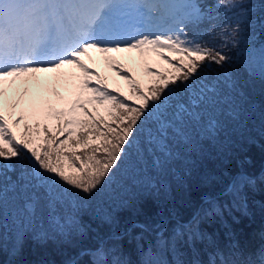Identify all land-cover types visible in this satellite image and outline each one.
<instances>
[{
	"label": "trees",
	"instance_id": "trees-1",
	"mask_svg": "<svg viewBox=\"0 0 264 264\" xmlns=\"http://www.w3.org/2000/svg\"><path fill=\"white\" fill-rule=\"evenodd\" d=\"M241 1L237 7L228 9L212 6L213 0H198L201 8L208 7V14L214 9L219 14L214 21L188 22V36L222 48L229 57L227 63L232 66L226 69L209 64L202 71L209 73L210 78L198 75L191 82L192 86L189 83L177 87L164 97L165 102L159 109L165 115L171 110H179L178 118L182 117V123L177 121L178 118H169L168 126L164 124L163 137L160 135L163 127H156L165 118L159 112L149 115L147 119L152 121L147 123L153 127L155 136L167 145L166 150L160 148L158 152L146 139L149 134L144 133L145 129L151 127L144 125V132L137 133L139 139L129 145L123 159L135 164L144 156L152 170L148 174H152L148 175L147 167L142 168L139 164V173L133 176L130 173L122 179L125 192L119 186L115 189V195L125 196V202L107 203L106 209L99 208L101 211L96 201L89 202L91 204L80 212L79 217L76 214L78 220L74 225L79 222L81 230L75 234L59 231L58 241L39 240L35 228L29 231L11 222L7 226L0 225V264H70L78 256L74 264H95L97 249L106 254L107 264H213V261L219 264L220 259H226L229 264H264V92L261 89L245 90L240 81L233 90L235 95L231 104L224 92V89H230L227 82L231 76L237 79L233 67L264 79V0ZM225 23L231 28L239 25L236 35L230 39H225L215 27ZM245 36L251 42L245 43L247 51L238 53L239 37ZM212 79L215 89L208 91ZM208 95L223 110H232L235 105L237 108L246 106V123H239L237 130L218 136L219 126L210 120L218 108L207 103ZM39 114L42 118L41 110ZM139 150H142V156ZM184 158L188 161V170L183 167L186 165ZM17 165L20 171L14 164L15 171L9 170L5 174L10 175L13 184L19 177L23 182H31L34 198L25 202L31 211L45 207L51 187L55 188L59 198H64V186L72 200L85 196L81 191L68 192L71 186L58 179L49 186L46 178L49 174L39 170L37 175L27 160L17 162ZM153 177L158 178L156 183ZM232 180L228 192L203 202L227 189ZM13 186L15 190L17 187ZM0 195L4 194L0 192ZM15 197H12L16 203L13 211L21 210L23 206L29 211L23 198ZM3 206L0 201V208ZM40 220L45 228L51 226L50 221L57 225L62 222L59 216L58 220ZM134 222L146 228L133 225L128 230ZM158 231L161 234H156ZM22 232L25 238L21 237ZM84 250L91 252L82 254Z\"/></svg>",
	"mask_w": 264,
	"mask_h": 264
},
{
	"label": "snow or ice",
	"instance_id": "snow-or-ice-1",
	"mask_svg": "<svg viewBox=\"0 0 264 264\" xmlns=\"http://www.w3.org/2000/svg\"><path fill=\"white\" fill-rule=\"evenodd\" d=\"M218 7L232 9L238 0H217ZM168 10L163 23L133 22L141 9ZM190 11L180 13L178 9ZM201 6L144 4L136 0H0V176L14 170V164L28 161L44 174L91 194L108 178L136 140L140 125L165 102L175 88L195 80L209 64L223 66L229 60L222 48L189 37L186 22L199 19ZM214 19V17H209ZM229 23L220 25L225 39L236 35ZM231 28V32L229 29ZM90 50L103 53L104 61L127 82L130 95L109 89L107 77L82 57ZM154 54L168 64L154 69L145 61L144 73L154 79L142 86L112 53ZM91 59V58H90ZM78 72H63L65 68ZM57 73L68 87L69 96L52 92L67 106H49L43 119L24 123V109L14 115L24 99L22 93L5 115L4 84L39 73ZM39 84V80H37ZM87 93V95H85ZM135 97V101L132 100ZM89 104L98 105L94 110ZM103 108V114L100 108ZM34 109L31 115H38ZM163 137L164 130H160ZM167 145L162 144L161 150ZM65 161L67 163H65ZM105 253L97 249L95 264H107ZM222 255V254H218ZM213 264H216L213 261ZM219 264H229L220 259Z\"/></svg>",
	"mask_w": 264,
	"mask_h": 264
},
{
	"label": "rangeland",
	"instance_id": "rangeland-1",
	"mask_svg": "<svg viewBox=\"0 0 264 264\" xmlns=\"http://www.w3.org/2000/svg\"><path fill=\"white\" fill-rule=\"evenodd\" d=\"M167 1H169V0L159 1V4H161V3L165 4ZM213 1H214V3H212V6H217V0H213ZM136 2L142 3L140 0H136ZM183 2L186 5L191 4V3L198 4V0H183ZM240 2H242V1L238 0V3H240ZM198 5H200V4H198ZM221 8H225V7H221ZM201 9H202V11H201V15H200L199 19L194 18L193 20H195V21L200 20V21H203V23L205 20L206 21H208V20L214 21L216 19L217 15L219 14V12L217 13V10L215 12V9L213 10V13L208 14V12H209L208 7L205 9L204 8H201ZM183 10L190 11V10H186V9H183ZM209 17H214V19H210ZM132 21L135 22V18H132ZM149 21H151V20L148 19L147 23ZM142 23H144V21ZM157 24H159V23H157ZM215 27H216V30L219 29V26H215ZM248 38H246V36L243 38L239 37L238 42L240 43L241 46L237 50L238 53H244V51H247V46L245 45V43L251 42ZM235 39H236V37L233 38L232 40H230V42L232 43ZM253 40H252V42H253ZM250 49L252 50L253 48L250 47ZM91 51L92 50L89 51L88 55L82 57L86 62L90 61L88 63L92 66L94 65V67L99 64L100 60H101V63L102 62L104 63V57H102L103 53H99V52H96L95 50H93L94 56L90 57L89 55H91ZM111 55L113 57H115L117 60H119L121 63H123L125 65V67L128 68L131 71V73L138 80L141 81L142 86L146 85L148 82H150L154 79V77L152 75L144 73L143 68L145 66V61L148 64H151L154 69H166V68H168V64L165 61L160 60L154 54H151L148 57H141L139 52L132 51L130 53H112ZM231 66H232L231 63H226L222 67L229 69ZM232 70H233L234 77H236L237 79H233V77L229 73L231 78H232L227 82L230 89H227V91L224 89L225 94L227 93V97L229 98L230 104H231V100L233 99V96L235 95V93H233V90H235L237 88V86L240 85V81L243 83V89H245V90L250 89L253 91L254 89H261V91L264 92V79L251 76L246 71H243L242 69L237 68V67H233ZM61 71L78 72L79 70L68 67V68L62 69ZM105 71L108 72L109 75H110V73L113 74V75H110L109 78H108V73L106 76L101 74L102 76L107 77V79L105 80V83H107L109 89L111 90V89H117L118 88L121 92L124 93L125 96H129L130 95V89L127 85V82L124 81L123 79H121V77L118 76L115 73V71H113L110 67H108L106 65V63H105ZM199 75L200 76L206 75V78H210V77H208L209 73H204L202 70L199 72ZM48 76L50 77L49 80H52L51 76H55V75L53 73H51L50 75H47L46 77H48ZM56 77H58V76H56ZM11 80H12V78H9V82H6L4 84V88L6 89V95L4 97V100L6 102L5 103V115H8V110H9L10 105L14 101L19 99L20 95L25 92V89H27V93L24 94L23 101L21 102L20 105H18L15 113H13V116L20 114V110L24 109V115H25L26 119L24 121H21V124L19 126H14V130L17 131L18 133L20 131H22L24 123H26V122L29 124L35 123L37 118L43 120V116H42V118L40 117L41 115L39 114V111H38V115H36V116L31 115V113L33 112L34 109L43 110V109L48 108L49 106L55 107V108H62V107L67 106L62 100L59 99V97H57L52 92V89L55 88L56 91L59 92L60 96H69L70 95V93L68 91V87L65 85L64 80L61 78H60L61 82L56 81L54 83V86H52V84L48 83V84H45L44 87H42L40 84H38L36 86V89H37L36 93H33V91H31V89H30V85H33L32 87H34L36 84L31 82V80H29L28 83H25L28 80L27 76L20 77V82H18L19 78H16L14 83H12ZM212 83H215L213 81V79L211 80V84ZM211 84H208L209 86L206 90H208V91L213 90L214 91L215 86H214V84H212V85ZM188 85L189 84H186V86H188ZM190 85L192 86L191 83H190ZM85 95H87V93ZM210 95L207 96L208 97L207 103L213 104L214 106H216L218 108L210 118V120L215 125L219 126L218 136H223V135L227 134L229 130H237L236 126L239 123H246V121H247V117H246L247 107L246 106L245 107L241 106V107L237 108L235 105V108L232 110H223L220 108L219 104ZM135 99H136L135 97H132L133 101H135ZM88 107L90 109L94 110L96 107H100V106H98V105L94 106L92 104H89ZM100 112H101V114H103V108L102 107L100 108ZM156 112H159V114L161 113V115H163V118H165L164 120H160L157 124V127H156V128H162L163 127L162 129H164V127L166 125L168 126V124H169L168 121L171 120L169 118L172 117V120H174L175 118H178L181 115V114H179L180 113L179 110H177V111L171 110V113L169 112L167 115H165L163 113V111L160 109L159 110H156V109L153 110L154 115L156 114ZM181 118L182 117L177 119V121H179V123H182V121H180ZM196 119L199 121V118H196ZM151 121H152V119L151 120L145 119L144 123L140 125V131L139 132L143 133L144 132L143 126L144 125L149 126V124L147 122H151ZM164 124H165V126H164ZM150 127L151 126H149V128ZM145 130H146V132H144V133L149 134V135H146V139H148L150 141V143L158 149L157 151L159 152L161 145L163 143L160 141L159 137L155 136V133L153 131V127H151L149 130H148V128H146ZM138 139H139V136L137 135L135 141H137ZM139 154L142 156V150L141 151L139 150ZM184 159H185L186 165L183 167L186 170H188V168H189L188 167V161H186L187 160L186 158H184ZM137 160H139V158ZM65 163H67V162L65 161ZM139 164L140 165L142 164V168L144 166L147 167V170L145 171L147 174L149 172H152V170L150 169V165L147 164L144 156H142V160H140V162H135V164H134V162L131 163V161L129 159L124 158L118 164V166H116L113 169L114 172L111 173L108 178H106V180L103 182L104 183L103 186L98 187L91 194L83 193V194H85V196H83L81 199L72 200L68 196V193L65 190L66 189L65 186L63 189L64 198L63 197L59 198L58 196L56 197L55 188L51 187L49 189L47 204L45 205V207L43 209H41L39 211L35 210V209L33 211H31L30 206L26 205L28 202H30L31 197H32V199L34 198L31 182H23L22 180H20V177H19L20 174H18L15 177V179L19 177V180H17V179L15 180V184H13L12 180L10 179V175L5 174L4 176H0V178L3 177L1 184H0V192H2L4 194V195H0L1 196L0 201L4 203V206L0 208V225L7 226L8 225L7 223L11 222L10 224L15 223V224H19V225L23 226V228H25V230L30 231V229L35 228L36 230L34 233L36 234L37 238L39 240L46 239L47 241H58L57 239L59 237L57 236V232H59V231H65L67 233L75 234L76 231L81 230V226H80L79 222H77L74 225V222L76 221V219L78 220L80 212H82L84 209H86L91 204L89 202H91L93 200L96 201L97 205H98V209L100 207L105 208L107 203L109 205V204L114 203V202H116V203L125 202V199H124L125 196L117 197L115 195V189H116V187L119 186L122 189V192L123 193L125 192L126 188L123 187L124 184H123L122 179L127 178L130 175V173H132V176H133L134 174H136V172L141 170V167ZM169 165L171 167V163ZM22 166H21V168H22ZM15 167L17 170L20 171V167L17 165V163L15 164ZM32 167L34 170H36L34 165H32ZM154 173H158V172H154ZM150 174H152V173H150ZM150 174H148V175H150ZM125 175H128V176H125ZM249 177H251V176H249ZM46 178H47V183L49 184V186H52L55 183L53 181H57V179H54L52 177V174H49V176H46ZM152 179L154 180L155 183L158 181V178L153 177ZM13 185H15L18 189L15 188V190H13L12 189V187H14ZM231 187L232 186H230L228 189L220 191L219 194H216L215 196L223 195L224 193L228 192ZM10 190L12 191V193H10ZM77 191L79 192L80 190L75 189L72 186L68 190V192H72L73 194H75ZM93 194H96V197H94ZM14 195L17 196V197H15V199L23 198V204H25V202H26L25 206L27 208H29V211H25L24 206L22 207L21 210L18 209L15 212L13 211L14 207L16 206L15 200H13L14 198L12 199V197ZM215 196H212L213 199L215 198ZM212 197L210 196L207 198H211V200H213ZM211 200H209V201H211ZM99 211H101V209H99ZM76 214L78 217L76 216ZM58 216L60 218H62V222L59 225H57L56 223L50 221L49 223L51 224V226H49L47 228H45V226L42 225L41 220H40L42 218H47V219L52 218V219L58 220ZM34 219L36 221L35 224H34ZM183 223H186V222H183ZM22 233H23V235L21 237L25 238L24 232H22ZM94 251H96V250H94ZM89 252H91V251H89ZM89 252H87V253H89ZM78 257H76L75 259L72 260L73 261L72 264H74L75 260Z\"/></svg>",
	"mask_w": 264,
	"mask_h": 264
},
{
	"label": "bare ground",
	"instance_id": "bare-ground-1",
	"mask_svg": "<svg viewBox=\"0 0 264 264\" xmlns=\"http://www.w3.org/2000/svg\"><path fill=\"white\" fill-rule=\"evenodd\" d=\"M181 1H179L178 3H180ZM177 3V4H178ZM162 13V12H161ZM158 14V16H160V17H158V18H155L153 21H151L152 23H163V19H164V15H165V13H163V14ZM161 15H162V17H161ZM104 55L105 54H103L102 55V57H104ZM90 57H93L94 56V51L92 50L91 51V55H89ZM83 59V58H82ZM86 62V61H85ZM88 62H90V61H87L86 63H88ZM103 63V62H102ZM101 63V60H100V62H99V64L97 65V66H95L94 67V65L92 66V65H90L91 67H93V68H95L96 70H98L102 75H104V76H106L107 75V73L108 72H106L105 71V61H104V63L102 64ZM102 64V65H101ZM107 65V64H106ZM108 66V65H107ZM63 72H66V71H63ZM52 72H50V73H39V74H35V75H32V76H27L28 77V80H27V82H25V83H28L29 82V80H31V82H33L34 84H36L34 87H32L33 85H30V89H31V91H33V93H36V86L38 85V83H37V80H39V84L42 86V87H44V85L45 84H52V86H54V83L56 82V81H58V82H61V80H60V78L58 79V77H56V76H58L57 75V73H53L55 76H51L52 77V80H49L50 79V77L48 76V77H46L47 75H50ZM116 73V72H115ZM110 75H113L112 73H110ZM110 75H109V73H108V78L110 77ZM45 78V79H44ZM18 82H20V78H19V81ZM24 83V84H25Z\"/></svg>",
	"mask_w": 264,
	"mask_h": 264
},
{
	"label": "water",
	"instance_id": "water-1",
	"mask_svg": "<svg viewBox=\"0 0 264 264\" xmlns=\"http://www.w3.org/2000/svg\"><path fill=\"white\" fill-rule=\"evenodd\" d=\"M232 183H233V180L230 182L229 187L232 186ZM229 187H228V188H229ZM228 188H227V189H228ZM212 199H213V197H212ZM209 200H211V198H206V199L203 200V202H206V201H209ZM195 217H196V214L193 216V218H195ZM133 225H138V226H141V227H143V228H146V227L143 226L142 224H140V223H138V222H134L133 224H131V226L128 228V230H129ZM165 226H166V225L163 226V229L165 228ZM156 234L159 235V234H161V233H160V231H159V232H156ZM85 252H89V250H84V251L82 252V254H84ZM72 263H73V261H72L70 264H72Z\"/></svg>",
	"mask_w": 264,
	"mask_h": 264
}]
</instances>
